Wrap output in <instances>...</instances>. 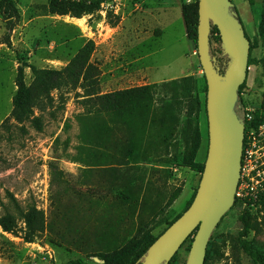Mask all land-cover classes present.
I'll return each instance as SVG.
<instances>
[{
	"label": "rangeland",
	"instance_id": "obj_1",
	"mask_svg": "<svg viewBox=\"0 0 264 264\" xmlns=\"http://www.w3.org/2000/svg\"><path fill=\"white\" fill-rule=\"evenodd\" d=\"M142 1L126 0L118 9L113 8L104 14L100 4L92 14L77 19L71 15L50 13V0H14L18 16L12 24L4 21L0 14V220L6 215L4 205L10 202L11 194L23 206L34 204L43 210L49 222L55 221V235L57 231H65L64 225L80 229L89 224L87 209L78 196L69 194L58 200L56 192L51 191L49 170L50 163L57 161L64 172L78 173L80 166L68 160V155L75 153L79 142L80 125L76 117L83 108L77 95L82 91L78 89L66 94L65 104L57 100L53 108L36 110L35 116H40L43 121L41 132L29 123L18 124L11 117L21 62L39 69H62L89 41L95 44L91 61L98 68L99 93L147 84L158 86L155 107L160 111L152 119L145 137L148 155L153 160L146 165L147 172L143 171V194L130 224L136 229L150 225L152 219L160 221L176 216L192 200L201 175L174 163V157L184 150L187 103L172 98L173 92H164L162 85L185 77L181 74L183 64L189 62L187 76L190 74L198 79L203 90V69L198 54L192 56L197 49L189 41L182 20L178 19V9L162 3L161 7H154L155 11H147L149 8L142 7ZM193 1L187 0L186 3ZM231 1L239 11L250 45L257 44L251 58L258 62L249 67L241 101L246 113L253 115V122H256V115L259 116V126L264 121V46L259 38L263 0H252V5L249 0ZM75 19H83L84 24L80 26ZM117 27L120 29L113 30ZM217 45L214 40L213 46ZM173 77L179 78L170 79ZM25 79L30 85L33 79L30 68L25 69ZM161 96L165 99L162 100ZM54 97L58 99V94L54 93ZM201 98L204 100V93ZM62 105L63 109L60 108ZM199 120L203 143L198 161L203 162L207 156V111L201 110ZM115 127V137L125 139L121 127ZM257 127L247 134L245 164L255 177L254 181L247 182L256 187L259 185L264 193V138L258 137ZM252 131L254 136H251ZM253 137L257 140L254 141ZM250 191L249 188V194ZM170 201L172 205L167 207ZM258 202L249 195L245 203L235 204L221 220L210 238L214 244L213 257L207 264H252L246 254L237 250L235 241L240 231L239 216L244 208L260 220ZM163 208L164 213H161ZM66 215L67 222L63 219ZM24 227L20 221L17 228L6 232L0 225V264L102 262L99 258H88L75 247L56 245L53 242L55 235L48 232L39 235L34 242H28ZM166 228L167 225L159 226L152 234L159 236ZM260 238L264 240V234ZM191 241L192 238L187 239L178 250L175 264L187 263Z\"/></svg>",
	"mask_w": 264,
	"mask_h": 264
},
{
	"label": "trees",
	"instance_id": "obj_2",
	"mask_svg": "<svg viewBox=\"0 0 264 264\" xmlns=\"http://www.w3.org/2000/svg\"><path fill=\"white\" fill-rule=\"evenodd\" d=\"M105 0H50V13L81 19L84 15L92 14ZM183 16L186 24L187 37L195 44L198 51L199 3L195 0L186 3L182 0ZM250 5L253 4L249 0ZM233 11L238 14L236 6ZM0 14L4 21L10 22L18 16V9L14 0H1ZM259 38L264 46V0L262 6V20ZM214 40L217 46H213ZM211 54L216 58L219 72L224 74L229 58L221 48V37L217 27L211 28ZM257 44L250 45L249 67L256 64L251 58ZM95 50L93 41L87 42L62 69L36 68L28 63L21 62L16 76L17 91L13 100L12 119L18 124H31L37 131H43V121L35 116L36 110L45 111L53 108L61 100L65 104V95L80 89L77 95L83 112L76 119L80 125L78 145L75 153L68 155V160L78 164V173H66L60 169L57 161L49 165L50 187L56 192L58 200L73 194L80 198L87 209L88 226L70 228L64 225L65 231H57L55 235V221L49 222L43 210L34 204L23 206L13 195H9L10 202L4 205L6 215L0 220V225L6 232L13 231L22 221L25 227V240L34 242L41 234L48 232L55 235L54 243L58 246L75 247L88 258H99V264H142L150 246L162 235L165 230L178 220L191 206L192 200L182 213L169 216L160 221H152L133 228L130 224L139 209L145 183L144 172L146 165L151 164L149 147L147 146V130L160 109L155 107L157 88L156 84H147L116 92L101 94L98 92V68L91 58ZM30 68L33 79L30 85L26 83L25 69ZM205 88L200 89V83L194 76H185L174 79L162 85L164 92H173L172 98L184 103L186 101V128L184 133V150L174 157V163L181 168H189L200 174L205 168L207 156L203 162L198 161V153L202 147L203 134L200 127V112L207 111L208 86L204 75ZM247 81L239 89L237 113L246 126L244 146L248 132L258 126L256 122H248L245 118V107L241 101V93ZM54 93L58 94L55 99ZM201 93L205 94L204 100ZM162 100L165 97L161 96ZM63 109V105L60 106ZM154 121V120H153ZM122 129L125 139L115 137L116 127ZM115 138V139H112ZM167 141L166 135L163 136ZM163 142V143H164ZM209 134L207 135V155ZM244 152L242 156V166ZM56 188V190H55ZM260 206V220L252 215L248 208H244L239 216L240 231L235 241L238 251H242L251 260L252 264H264V193L258 197ZM238 199H235V204ZM172 201L167 203V207ZM79 212V209H74ZM164 208L161 213H164ZM73 212V210H72ZM227 215V214H226ZM225 215V216H226ZM68 221L67 215L63 218ZM162 225L167 228L159 235L154 236L152 231ZM195 233L189 238L194 240ZM188 238V239H189ZM213 241L210 240L207 248V264L213 257ZM175 255L168 264H175ZM67 264H87L84 260L72 261Z\"/></svg>",
	"mask_w": 264,
	"mask_h": 264
},
{
	"label": "water",
	"instance_id": "obj_3",
	"mask_svg": "<svg viewBox=\"0 0 264 264\" xmlns=\"http://www.w3.org/2000/svg\"><path fill=\"white\" fill-rule=\"evenodd\" d=\"M198 3V56L208 86V155L191 206L150 246L142 264H168L193 233L186 264H205L212 233L234 206L241 178L246 126L237 113V103L239 89L248 77L250 41L231 0ZM213 26L229 58L224 74L211 54Z\"/></svg>",
	"mask_w": 264,
	"mask_h": 264
},
{
	"label": "built area",
	"instance_id": "obj_4",
	"mask_svg": "<svg viewBox=\"0 0 264 264\" xmlns=\"http://www.w3.org/2000/svg\"><path fill=\"white\" fill-rule=\"evenodd\" d=\"M126 0H105L101 6L104 8L103 10L105 12H102L103 14L104 13H107L108 10H112L113 8H116L118 9ZM190 2V0H188ZM194 56H197L198 52L195 51L194 53ZM245 118L248 122H253V115L250 114V113H246L245 114ZM253 130V129H252ZM257 132V135L259 138H264V121L257 127L256 131ZM251 136H254V131L251 132ZM254 141L257 140L256 137H253ZM243 152H244V162H243V166H242V169H241V178H240V181H239V185H238V188H237V192H236V197L235 199H238V202H242V203H245V201L247 200V198L249 197V195H252L254 196L256 199H258L260 193L262 191H260L259 189V185L256 187L254 186L253 184H249L247 181L248 180H251V181H254L255 180V177L254 176H251V172H249L246 164H245V161H246V153H248V151L246 150L245 146H244V149H243ZM249 188H250V194H249Z\"/></svg>",
	"mask_w": 264,
	"mask_h": 264
},
{
	"label": "crops",
	"instance_id": "obj_5",
	"mask_svg": "<svg viewBox=\"0 0 264 264\" xmlns=\"http://www.w3.org/2000/svg\"><path fill=\"white\" fill-rule=\"evenodd\" d=\"M162 3L165 4V5H170V8L173 7L175 9L176 8L178 9V11H179L178 12L179 13L178 19L182 20V23L184 25V30H185L186 35H187L186 24H185V21H184V16H183V11H182V6H183V1L182 0H143L142 1V7H146L147 6V8H149V10L146 9L147 11H155L156 8H154V7L156 5L161 7ZM143 9H145V8H143ZM75 20H77V19H75ZM118 29H120V27L114 28L113 30H118ZM193 53H192V56H194ZM183 67H184V69L182 70L181 74L184 75V76L185 75L187 76V73L189 72V62H187L186 64H183ZM179 77H173V78H170V79L179 78Z\"/></svg>",
	"mask_w": 264,
	"mask_h": 264
},
{
	"label": "bare ground",
	"instance_id": "obj_6",
	"mask_svg": "<svg viewBox=\"0 0 264 264\" xmlns=\"http://www.w3.org/2000/svg\"><path fill=\"white\" fill-rule=\"evenodd\" d=\"M76 23L79 24L80 26H82L84 24V20H76Z\"/></svg>",
	"mask_w": 264,
	"mask_h": 264
}]
</instances>
